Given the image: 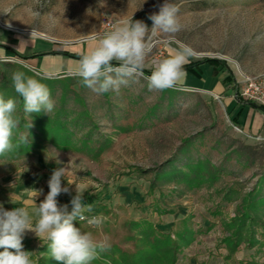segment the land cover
Masks as SVG:
<instances>
[{
	"label": "rangeland",
	"instance_id": "374dc122",
	"mask_svg": "<svg viewBox=\"0 0 264 264\" xmlns=\"http://www.w3.org/2000/svg\"><path fill=\"white\" fill-rule=\"evenodd\" d=\"M164 2L42 0L34 16L35 0H0V28L83 54L96 43L94 36L123 21L141 20L150 29L149 16ZM169 2L178 9L182 29L172 38L149 30L145 41L151 51L143 72L186 45L194 53L189 61L223 62L218 77L205 65L203 78L186 73L180 86L157 91L149 89L143 73L128 78L118 91L96 94L70 72L48 77L18 58L0 60V85L11 86L19 68L39 73L34 75L44 80L55 101L47 118L60 116L72 133L68 144H47L38 155L0 158V175L29 173L38 197L45 199L53 170L65 167L62 186L69 192L57 197L58 204L70 211L76 189L83 191L86 201L92 200L85 201L92 206L86 217L102 216L103 223L94 227L77 220L75 225L127 253L146 245L141 230L149 228L157 237L170 235L179 246L176 264H264V202L248 215L244 205L247 198L264 199V112L248 108L234 122L237 112L230 104L248 88L246 79L264 91V0ZM224 78H229L228 89ZM218 81V90L211 89ZM255 113L262 124L253 129L249 124ZM26 121L33 125L30 115ZM18 133L28 137L29 129L21 126ZM31 240L35 264L43 256L51 258L40 252L47 241Z\"/></svg>",
	"mask_w": 264,
	"mask_h": 264
},
{
	"label": "clouds",
	"instance_id": "9594fccd",
	"mask_svg": "<svg viewBox=\"0 0 264 264\" xmlns=\"http://www.w3.org/2000/svg\"><path fill=\"white\" fill-rule=\"evenodd\" d=\"M35 5L37 7L30 11L39 16L38 7H43L42 0H35ZM177 13V7L165 0L159 12L149 16L153 22L152 33L174 37L182 29ZM150 29L143 21L131 19L94 36L96 43L81 55L77 67L70 74L79 77L81 83L96 94L118 91L121 85L128 83V78L143 75L145 57L151 51V45L145 41ZM193 55L192 49L184 45L174 49L167 58L154 61L151 74L145 77L149 89L164 91L180 85L186 77L184 65ZM11 79L15 92L23 99L26 114L43 111L48 115L54 111L55 101L51 98L50 89L40 79L23 71H15ZM16 111V100L6 99L0 93V157L15 147L14 130L20 123ZM31 126L30 123L27 127ZM21 140L27 142V137L22 136ZM55 160L58 165L61 163L59 159ZM67 172L65 167L53 170L48 181V194L39 206L33 199L31 210L27 204L12 210H5L0 205V264H35L33 252L25 251L23 247L27 232H34L40 240L47 241L50 257L57 264H92L110 249L107 239L97 241L91 232H82L74 223L87 220L94 227L103 223L102 216L86 217L85 213L91 212L92 206L84 202L83 191L76 189L70 211L67 204H58L57 197L69 192V187L62 186Z\"/></svg>",
	"mask_w": 264,
	"mask_h": 264
},
{
	"label": "trees",
	"instance_id": "16d2710c",
	"mask_svg": "<svg viewBox=\"0 0 264 264\" xmlns=\"http://www.w3.org/2000/svg\"><path fill=\"white\" fill-rule=\"evenodd\" d=\"M62 54L67 56H77L75 54L70 53L68 50L64 49L61 51ZM19 57L22 59H28V57H23V55L19 54ZM115 65L116 62H113ZM208 65L212 68L211 72L214 77H217L220 73L219 67L224 66V63L218 60H212V59H206L204 62H192L189 61L187 64L184 65V69L186 73L188 74H195L200 79L204 77V69L203 66ZM17 71H23L26 73V75L29 76H35L37 79H39L34 73L31 71H28L25 68H19ZM146 76H149L151 72H143ZM42 83H44V80L40 79ZM229 78L226 79L228 81ZM12 81V79L10 80ZM180 86V85H178ZM0 93H3L5 98H14L17 102V109L16 116L18 117L20 123L17 129L14 130L13 135V144L15 145L14 149L7 153L5 156H13L18 157L22 155H38L40 154L45 146L50 143H58V144H64L67 141L71 140L72 133L68 131L65 127L67 123H64L61 120V117L58 116L56 120L47 118V114H45L43 111L40 113H32V114H26L24 111L23 106V99L20 97L14 90L13 85H0ZM237 101L242 105V108L237 111L236 118L233 120L234 122L238 120V118L243 114L244 110L246 108H251L254 110H260L264 112V106L258 105L254 102L245 101L238 96L236 97ZM26 115H30L33 119V128L32 126L28 128L27 126L29 123L26 121ZM21 126L27 127L29 129V134L27 137V142H24L21 140V137L18 133ZM68 144V143H66ZM61 145V146H62ZM64 148V147H63ZM2 158V157H0ZM84 202L86 201V197L83 196ZM264 202V199L258 200V199H251L247 198L245 202V209L246 214L248 215V211L251 209H256L255 205L257 202ZM87 203H92V200L86 201ZM244 216V215H242ZM241 222V221H240ZM139 223L134 224V226H138ZM233 225H231L232 227ZM236 239L240 241V237H237L240 229L242 228L241 225H238ZM235 228V227H234ZM233 229V228H232ZM142 236L146 237V239L142 242L146 244L142 248H140L136 253L130 254L119 247H111L107 252L102 253L100 257L94 261H92V264H176L177 261V254L179 246L174 243L171 240L170 235H162V237H157L158 233L155 232V230L149 229V228H143L141 230ZM156 233L157 235H155ZM230 239H226L229 243ZM23 247L25 251L32 252V243L33 240L28 238H23ZM231 244V243H230ZM40 252L49 255V251L47 248V243L44 244ZM117 253L120 254V257H117ZM41 262L39 264H57V262L51 258H46L43 256L41 258Z\"/></svg>",
	"mask_w": 264,
	"mask_h": 264
},
{
	"label": "crops",
	"instance_id": "0c3cea01",
	"mask_svg": "<svg viewBox=\"0 0 264 264\" xmlns=\"http://www.w3.org/2000/svg\"><path fill=\"white\" fill-rule=\"evenodd\" d=\"M19 34L21 33L15 31H8L5 33L0 28V60L13 57L18 58L30 68L40 71L48 77L69 73L77 67L82 54L73 53L68 50L70 53L77 56H67L61 53L65 48L64 45L56 44L46 39H35L24 34V37H19ZM19 54L23 55V57H28V59L20 58ZM40 68L43 71H41ZM222 80L225 81L224 88H227V86H229V81H226L225 78ZM219 82L220 81L213 84L211 89L218 90V85H222V83ZM230 104L232 108H236L234 113L242 108V106L234 100L231 101ZM248 114L250 115V112ZM260 116L259 113H255V119L249 124L251 128L255 129L261 126L262 121H260ZM234 117H236V115ZM242 117L243 114H241L238 119L240 120ZM247 120L246 125L248 123ZM21 172L20 170L13 175H0V205H2L5 210H12L15 207L25 206V204H27L31 210L33 199L37 206L44 200L43 197H38L40 195L36 193L37 187L32 182L35 180V177L29 176V173ZM34 236H36L34 232H27L24 238L31 239Z\"/></svg>",
	"mask_w": 264,
	"mask_h": 264
},
{
	"label": "built area",
	"instance_id": "2783aa9c",
	"mask_svg": "<svg viewBox=\"0 0 264 264\" xmlns=\"http://www.w3.org/2000/svg\"><path fill=\"white\" fill-rule=\"evenodd\" d=\"M34 73H36V75H39L37 71H34ZM245 83L250 84L248 88L241 89V91L239 92V98L264 106V91L257 90L256 84L253 83V81H251L250 79H246ZM252 88L256 89V91H252ZM235 130L239 133H243V130L238 126H235Z\"/></svg>",
	"mask_w": 264,
	"mask_h": 264
},
{
	"label": "bare ground",
	"instance_id": "6f19581e",
	"mask_svg": "<svg viewBox=\"0 0 264 264\" xmlns=\"http://www.w3.org/2000/svg\"><path fill=\"white\" fill-rule=\"evenodd\" d=\"M2 27L3 28H6V29H12V30H22V29H18V28H15L13 26H7V25H3ZM29 33L33 35L32 32H29ZM196 56H200V55H196ZM230 61L238 68V70H240L239 67H238V65L235 62H233L232 60H230Z\"/></svg>",
	"mask_w": 264,
	"mask_h": 264
}]
</instances>
